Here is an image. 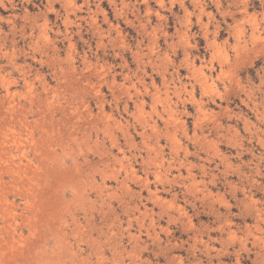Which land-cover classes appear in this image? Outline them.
<instances>
[{"label":"rangeland","instance_id":"374dc122","mask_svg":"<svg viewBox=\"0 0 264 264\" xmlns=\"http://www.w3.org/2000/svg\"><path fill=\"white\" fill-rule=\"evenodd\" d=\"M0 264H264V0H0Z\"/></svg>","mask_w":264,"mask_h":264},{"label":"bare ground","instance_id":"6f19581e","mask_svg":"<svg viewBox=\"0 0 264 264\" xmlns=\"http://www.w3.org/2000/svg\"><path fill=\"white\" fill-rule=\"evenodd\" d=\"M70 3V2H69ZM47 27V26H46Z\"/></svg>","mask_w":264,"mask_h":264}]
</instances>
